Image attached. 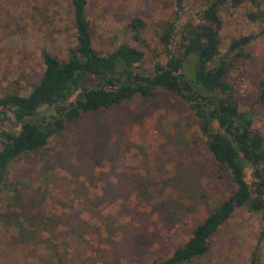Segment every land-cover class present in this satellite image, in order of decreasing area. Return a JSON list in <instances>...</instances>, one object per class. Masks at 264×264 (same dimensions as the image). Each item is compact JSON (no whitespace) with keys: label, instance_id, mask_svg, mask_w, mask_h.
Segmentation results:
<instances>
[{"label":"rangeland","instance_id":"374dc122","mask_svg":"<svg viewBox=\"0 0 264 264\" xmlns=\"http://www.w3.org/2000/svg\"><path fill=\"white\" fill-rule=\"evenodd\" d=\"M202 2L87 0L93 48L105 54L125 43L143 53L150 72L153 62L163 63L159 23L184 22ZM244 12L220 13L221 55L230 40L258 30ZM131 18L145 23L139 39L125 27ZM69 27V0H0V95L30 90L43 68L41 49L62 59ZM243 50L249 59L227 58L241 110L264 78V36ZM254 106L253 127L264 139V105ZM101 146L108 150L98 156ZM8 172L14 191L0 193V264H150L183 244L234 189L207 153L189 104L161 90L80 115ZM261 229L256 215L236 209L207 253L188 264H264Z\"/></svg>","mask_w":264,"mask_h":264},{"label":"trees","instance_id":"16d2710c","mask_svg":"<svg viewBox=\"0 0 264 264\" xmlns=\"http://www.w3.org/2000/svg\"><path fill=\"white\" fill-rule=\"evenodd\" d=\"M86 5L87 0H69L66 31L70 30L71 40L63 58L41 49L43 68L30 90L25 95L13 90L0 95V124L8 129L0 130V193L14 191L8 177L12 162L40 151L80 115L161 90L189 104L207 153L228 171L234 189L191 228L183 244L150 264H188L203 257L214 233L236 209L258 217L264 242V139L252 121L254 105H264V78L258 82L253 104L241 110L228 79L231 63L227 59L229 54L249 59L244 47L264 36V0H205L190 19L181 22L176 16L159 23L156 57H163V63L153 62L150 72L143 68V53L125 43L105 54L93 48ZM241 7L258 30L230 40L221 55L220 13ZM125 27L133 39H139L145 23L131 18ZM107 150L101 146L95 153L102 156ZM15 226L23 238L22 226Z\"/></svg>","mask_w":264,"mask_h":264},{"label":"flooded vegetation","instance_id":"af4514ba","mask_svg":"<svg viewBox=\"0 0 264 264\" xmlns=\"http://www.w3.org/2000/svg\"><path fill=\"white\" fill-rule=\"evenodd\" d=\"M2 136L0 135V138H1Z\"/></svg>","mask_w":264,"mask_h":264}]
</instances>
